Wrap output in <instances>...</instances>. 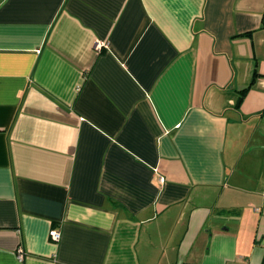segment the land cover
Returning <instances> with one entry per match:
<instances>
[{
    "label": "crops",
    "instance_id": "1",
    "mask_svg": "<svg viewBox=\"0 0 264 264\" xmlns=\"http://www.w3.org/2000/svg\"><path fill=\"white\" fill-rule=\"evenodd\" d=\"M0 264H264V0H0Z\"/></svg>",
    "mask_w": 264,
    "mask_h": 264
},
{
    "label": "built area",
    "instance_id": "2",
    "mask_svg": "<svg viewBox=\"0 0 264 264\" xmlns=\"http://www.w3.org/2000/svg\"><path fill=\"white\" fill-rule=\"evenodd\" d=\"M103 47V43H101L100 41H98L97 43H96V48L97 49H101ZM50 234H51V236H52V238L53 239H55V240H60L61 239V232L59 231V230H57V229H53L51 232H50ZM18 257L20 258V259H23L24 258V251H23V249L21 248V249H19V253H18Z\"/></svg>",
    "mask_w": 264,
    "mask_h": 264
},
{
    "label": "trees",
    "instance_id": "3",
    "mask_svg": "<svg viewBox=\"0 0 264 264\" xmlns=\"http://www.w3.org/2000/svg\"><path fill=\"white\" fill-rule=\"evenodd\" d=\"M257 76H258V72H257V70H255V72H254V76H253V80H255V78H256ZM252 82H253V81H252ZM249 87H250V86H248V87H246V88H244V89H242V90L240 91V96H239V98H238V100H237V103H236V106H237L238 108L241 106V104H242V102H243V100H244V97H245V95H246V93H247Z\"/></svg>",
    "mask_w": 264,
    "mask_h": 264
}]
</instances>
